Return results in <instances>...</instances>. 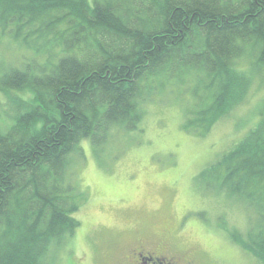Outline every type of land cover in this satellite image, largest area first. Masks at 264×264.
Returning <instances> with one entry per match:
<instances>
[{
    "label": "trees",
    "instance_id": "obj_1",
    "mask_svg": "<svg viewBox=\"0 0 264 264\" xmlns=\"http://www.w3.org/2000/svg\"><path fill=\"white\" fill-rule=\"evenodd\" d=\"M3 34L30 56L0 90L31 97L10 101L14 121L0 132V264H47L73 235L84 192L69 161L84 157V140L96 153L113 128L137 129L149 78L194 77L183 127L198 135L264 80V0H0ZM261 108L197 178L252 211L232 238L264 264Z\"/></svg>",
    "mask_w": 264,
    "mask_h": 264
},
{
    "label": "rangeland",
    "instance_id": "obj_2",
    "mask_svg": "<svg viewBox=\"0 0 264 264\" xmlns=\"http://www.w3.org/2000/svg\"><path fill=\"white\" fill-rule=\"evenodd\" d=\"M28 56L17 40L0 35V76ZM192 77L149 78L137 129L113 128L96 153L88 140L81 142L84 157L69 161V174L84 192L73 214L79 226L49 252L47 264H113L140 239H164L190 264H259L232 238L248 230L252 211L223 191L204 188L197 175L256 126L264 80L257 78L240 104L198 135L183 127L195 106ZM14 97L31 95L0 90V132L14 121Z\"/></svg>",
    "mask_w": 264,
    "mask_h": 264
},
{
    "label": "flooded vegetation",
    "instance_id": "obj_3",
    "mask_svg": "<svg viewBox=\"0 0 264 264\" xmlns=\"http://www.w3.org/2000/svg\"><path fill=\"white\" fill-rule=\"evenodd\" d=\"M163 240L156 243L136 240L135 246L116 254L111 261L113 264H190L186 258H179L173 253Z\"/></svg>",
    "mask_w": 264,
    "mask_h": 264
}]
</instances>
